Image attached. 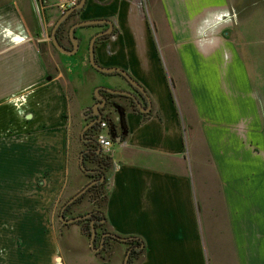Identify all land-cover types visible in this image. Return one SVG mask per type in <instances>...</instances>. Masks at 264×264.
I'll return each instance as SVG.
<instances>
[{
	"label": "crops",
	"instance_id": "crops-1",
	"mask_svg": "<svg viewBox=\"0 0 264 264\" xmlns=\"http://www.w3.org/2000/svg\"><path fill=\"white\" fill-rule=\"evenodd\" d=\"M55 3L0 0V198L22 251L59 247L69 225L56 232L55 208L92 180L80 173L92 106L74 121L69 83L58 63L50 76L45 59L42 27L57 16L39 11ZM240 3L86 0L81 17L114 29L95 45L96 62L124 70L151 103L115 122L107 199L94 208L105 217L96 233L142 240L130 264H264V85L238 26ZM128 247L110 239L103 256L124 264Z\"/></svg>",
	"mask_w": 264,
	"mask_h": 264
},
{
	"label": "rangeland",
	"instance_id": "rangeland-1",
	"mask_svg": "<svg viewBox=\"0 0 264 264\" xmlns=\"http://www.w3.org/2000/svg\"><path fill=\"white\" fill-rule=\"evenodd\" d=\"M238 8L240 9L238 16V26L242 32L243 40L247 42V47L254 57L253 68H255L256 74L258 75L256 76V82L264 85V0H241V3ZM49 14L54 17L57 16L56 18H58L59 15L56 9H51L43 12L39 11V16L41 17V19H46ZM54 22L55 19L52 24ZM52 24L49 25V27L47 28V32L49 35ZM94 31L95 29L93 28H87L82 31L79 50L74 55H63L58 53V51L55 50L51 45L49 36L44 44L45 47L47 45L49 49V54L47 53V55H45V59L50 68V76L56 74V65L58 63V70L64 75V80L69 83L72 99L70 110L72 119L74 121L76 119H81V107L93 105V96L95 95L96 88L101 86L106 87L108 89L115 88L117 86L126 87L125 82L117 75H105L91 67L88 56L89 37ZM262 100L264 104V98ZM262 100L260 99L261 102ZM85 112L88 111H84V113ZM84 115L86 116V113ZM107 116L109 117V119H111L109 115ZM73 132L74 133L72 134L70 139L72 146L75 145V142L79 141V130L75 129V131L73 130ZM90 136L92 135H86V137L88 138H90ZM92 161L93 160L90 158V162L88 161L85 167L93 170V168L97 166V163ZM75 168L73 169V166H71L70 179L72 180L74 178L73 173L75 170H77L76 166ZM80 173L81 177L83 178V175H85V173L83 171ZM86 180L87 179L85 178V181ZM106 192L107 189H105V193L103 190V192L99 196L95 191L87 193L80 203L71 207L70 211L67 213V216L72 217L75 215H85L95 210V207L99 208L98 206H101L104 202V196ZM70 198L64 199L55 208L52 223L56 232H58L59 229H63L65 227V225H63L59 219V214L61 207ZM5 205L6 203L2 202L0 198V264H107L108 262L109 264L116 263L114 261L118 259V256L114 255L113 260H111L110 262L108 261L109 258L111 259L109 255L106 258V255L103 256V252L95 253L91 246L89 247L87 245L86 240L81 236V232L77 223L66 226L61 231V233H58V239L60 242L59 247H56L54 245L50 247V245H47L46 248L40 249V246L38 248L36 246H33L32 248H35L36 251H22V249L25 248L24 246H15L14 244L15 239H17L18 242L21 237H15V235L12 234V232L14 231V224L7 218L8 211H6V209H3ZM87 224L88 223H84L83 227H88ZM8 237H10L9 244L7 242ZM17 249H19V252ZM92 251L96 255L99 254L100 258L96 257ZM20 252L24 253L23 257H21ZM52 252L58 254L60 258L59 263L55 261L51 262L50 256Z\"/></svg>",
	"mask_w": 264,
	"mask_h": 264
},
{
	"label": "water",
	"instance_id": "water-1",
	"mask_svg": "<svg viewBox=\"0 0 264 264\" xmlns=\"http://www.w3.org/2000/svg\"><path fill=\"white\" fill-rule=\"evenodd\" d=\"M86 4V0H79V2L77 3L76 6L72 7V8H69L67 9L64 13H62L61 17L57 20V22L55 23V25L53 26V29L51 31V35H50V41L52 43V45L56 48L57 51H59L60 53H63L65 55H74L77 53L78 49H79V40L77 38H73L72 34H71V42H72V49L71 50H66L64 49L63 47H61L58 43V41L56 40V37H55V33H56V30L58 29V27L65 21V19L69 16V14H71L72 12L74 11H80L84 8ZM104 23H108L110 25V29L106 32V33H103V34H98L94 37H92L90 43H89V63L91 65L92 68H94L96 71L102 73V74H105V75H113V74H119V75H122L124 76L128 82L131 83V85H133V87L138 90V92L140 94H142L144 97H146L147 99V107L144 108L142 105H138V108L141 110V112L143 113H149L150 110H151V103L148 99V96L145 92V90L143 89V87L136 81L134 80L128 73H126L124 70L120 69V68H117V67H103L101 65H99L97 62H96V59H95V42H96V39L102 35H105V34H108V33H111L112 31V24L110 21H107V20H97V19H94V20H88L86 22H83V23H80L78 25H76L73 29L77 28V27H83V26H96V25H101V24H104ZM72 29V30H73ZM100 89L101 88H96L95 89V95H94V98L96 100H102L101 103H96L92 106V110H93V119L92 121H90L89 123H87L85 125V127L83 128V131H82V139L85 141V143L88 145L90 144H93V145H96V142L94 140H90V139H86L85 138V132L86 131H89L91 129H93L94 126L98 125L102 119H103V113L102 112V109L105 108V100L104 98L100 95ZM108 93H111V94H117V95H128L129 93L127 92H124V91H119V90H113V89H105ZM130 95V94H129ZM112 121V126L109 127V134H110V137L116 141V142H119L120 141V137H117V133H116V130H117V126L115 125V122H118V123H122V118L121 116H118V118L114 121V120H111ZM90 150H86L84 153H89ZM83 153V154H84ZM100 153V150H97V154ZM80 168L81 170L88 176H94L96 174L99 173V171H96V170H91V169H88L85 167V165L83 164V155H81L80 157ZM104 181V176H102L101 179L99 180H93L91 181L89 184H87L85 187H83L77 194H75L73 197H71L67 202L66 204L64 205V207L61 209L60 211V214H59V219L60 221L62 222L63 225H71V224H74V223H77L79 221H82V220H86L88 218L91 217V213H88L86 215H82V216H79V217H74V218H70V219H66L65 216H64V210L67 206L73 204L78 198H80L81 196H83L86 191L93 185H99L101 184L102 182ZM104 223V220H94V221H91L90 223V226H91V238H90V246L92 247L93 251L95 253H98L100 251L99 248H96L94 247V243L93 241L95 240V237H96V230H95V224L97 225H100V224H103ZM121 241H127L126 239L124 240H121ZM128 259H129V253L125 256V259H124V264H128Z\"/></svg>",
	"mask_w": 264,
	"mask_h": 264
},
{
	"label": "flooded vegetation",
	"instance_id": "flooded-vegetation-1",
	"mask_svg": "<svg viewBox=\"0 0 264 264\" xmlns=\"http://www.w3.org/2000/svg\"><path fill=\"white\" fill-rule=\"evenodd\" d=\"M83 10H84V8L82 10H80V11H74L71 14H69V16L65 19V21L56 30V33H55L56 40L58 41L59 45L61 47H63L64 49H66V50H71L72 49L71 34H72L73 38H77L79 40V44H80V38H81V34H82L83 30H85L87 28H93V29L94 28L95 29L98 28L99 30L97 32L92 33L91 36L89 37V43H90L92 37H94V36H96L98 34L106 33L110 29V25L108 23H104V24L97 25V26L77 27V28L73 29L76 25H78L80 23L86 22L88 20H94V19L82 18L81 14H82ZM61 15L57 18V20L61 17ZM57 20L51 26L50 35H51V31L53 29V26L55 25ZM113 33H114V29H113V31L111 33H108V34H105V35H102V36L98 37L96 39L95 45L97 43H99L100 41L109 38L111 35H113ZM50 35L48 34L49 38H50ZM51 45H52V43H51ZM53 48L56 50V48L54 46H53ZM58 53H60V52L58 51ZM61 54H63V53H61ZM113 75H117L118 77H120L125 82L126 87L117 86L115 88H110V89L124 91V92L129 93L130 95L129 94L128 95L111 94V93H108L105 90V89H108V88L102 87V86L99 87V88H101L99 93L104 98L105 103H106L105 108L102 109V112H104L103 113L104 116L105 115H109L111 120L115 121L118 118V116H121V118L123 119L124 116H125L126 110H132V111H135V112L138 111V105L139 104L142 105L144 108L147 107L148 104H147L146 97H144L142 94H140L138 92V90H136L133 87V85H131V83L128 82L127 79L124 76L119 75V74H113ZM101 102H102V100H96L94 98L93 105L96 104V103H101ZM86 113H88V116H89L88 122L92 121V119H93L92 107ZM112 113L115 114L116 116L111 115ZM97 130H98V125L94 126L93 129H91L90 131H87L88 132L87 135H92L88 139L95 141L94 136L97 133ZM90 133H92V134H90ZM86 150H91L93 153H84ZM86 150L81 152V155H83V157L85 155H90L92 158H94V157L96 158V156L101 155V152L99 154H97V150H100V149L96 145L90 144V145L87 146ZM93 170L101 172L102 167L97 165V166H95V168H93ZM95 176L97 177V174L94 175L93 177H95ZM95 179H93V180H95ZM93 180H91V181H93ZM64 205L61 207V209L64 207ZM69 206H67L65 208V210H64V214H65V218L66 219L82 216V215H75V216H72V217H68L66 212L68 211V207ZM93 211H91L90 213L92 214ZM101 219L102 218L100 216L97 215V216L94 217V215L92 214L90 218H88L86 220H82V221H84L82 224L88 223L87 225H88L89 232H90L89 238H91V226H90L91 221L101 220ZM79 222H81V221H79ZM79 222H77V223H79ZM101 225L102 224H100V225L95 224L96 232L99 229V227H101ZM107 233H108V231H106V230H103L101 233H96V237H95V240L93 241V243H94V247L95 246L101 247V250L98 253H100L102 251L104 252L105 250H107V245H108L107 244L108 243L107 240L109 238ZM129 249H130V247H128L126 255L129 253V251H130Z\"/></svg>",
	"mask_w": 264,
	"mask_h": 264
},
{
	"label": "trees",
	"instance_id": "trees-1",
	"mask_svg": "<svg viewBox=\"0 0 264 264\" xmlns=\"http://www.w3.org/2000/svg\"><path fill=\"white\" fill-rule=\"evenodd\" d=\"M109 121V125L110 126H112V121H111V119H109L108 120ZM89 153H93L91 150H90V152ZM90 155H85L84 157H83V164L84 165H86V163L89 161L90 162ZM91 159L93 160L92 162H95V163H97V165L98 166H101L102 167V170H101V172H99L98 174H97V177L95 176V177H93V176H89V178L90 179H95L96 178V180H99V179H101L102 178V176H104V181L101 183V184H99V185H93V186H91L87 191H86V193L83 195V196H81L80 198H78L73 204H71L69 207H68V211L66 212V213H68L69 211H70V209H71V207H73L74 205H76V204H78V203H80L81 202V200L86 196V194L87 193H90V192H92V191H95L96 193H97V195L99 196V195H101V193L103 192V190H104V193H105V189H106V184H107V178L105 177V172L107 171V169L109 168V166H110V159L109 158H106V157H103V156H101V155H99V156H96V158L94 157V158H92L91 157ZM106 160V161H105ZM106 199H107V192H106V194H105V196H104V202L102 203V205L101 206H98L99 208H98V210L99 209H102L103 208V206H104V204H105V202H106ZM98 210H94L93 212H92V214L94 215V217L95 216H100L104 221H105V217H104V215H103V213L101 212V211H98ZM64 216H65V214H64ZM101 219V220H102ZM84 221H81V222H79L78 224H82ZM88 226V225H87ZM83 228V231L86 233V235H88V236H90V232H89V228L88 227H82ZM86 228V229H85ZM108 234V236H109V238H108V240H110V239H112V240H115V241H117V242H122V243H126V244H128L129 245V247H130V251H129V259H128V264H130V261H131V258L134 256V255H138L137 253H135V248L136 247H141V244H143V242H142V240H140L139 238H137V237H121V236H119V235H116V234H114V233H110V232H108L107 233ZM124 239H126L127 241H121V240H124ZM108 240H107V242H108ZM108 244V243H107Z\"/></svg>",
	"mask_w": 264,
	"mask_h": 264
},
{
	"label": "built area",
	"instance_id": "built-area-1",
	"mask_svg": "<svg viewBox=\"0 0 264 264\" xmlns=\"http://www.w3.org/2000/svg\"><path fill=\"white\" fill-rule=\"evenodd\" d=\"M37 6H40L42 0H33ZM79 0H56L55 8L62 14L67 9L72 8L77 5ZM46 27V26H45ZM42 27V37L48 39V33L46 28ZM109 117L107 115L103 116L102 121L98 124V130L95 134L96 146L100 149L101 155L106 158H110L113 155V147L115 141L110 137L109 134ZM121 146H125V143H121Z\"/></svg>",
	"mask_w": 264,
	"mask_h": 264
}]
</instances>
